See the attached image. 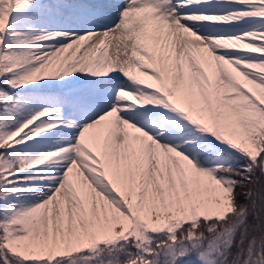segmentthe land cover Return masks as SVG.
Wrapping results in <instances>:
<instances>
[{
	"label": "snow or ice",
	"instance_id": "snow-or-ice-1",
	"mask_svg": "<svg viewBox=\"0 0 264 264\" xmlns=\"http://www.w3.org/2000/svg\"><path fill=\"white\" fill-rule=\"evenodd\" d=\"M0 264H264V0H0Z\"/></svg>",
	"mask_w": 264,
	"mask_h": 264
}]
</instances>
